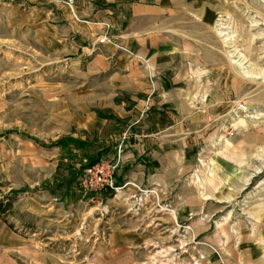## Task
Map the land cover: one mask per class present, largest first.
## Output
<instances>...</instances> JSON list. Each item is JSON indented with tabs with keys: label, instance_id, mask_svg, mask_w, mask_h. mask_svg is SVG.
Listing matches in <instances>:
<instances>
[{
	"label": "rangeland",
	"instance_id": "obj_1",
	"mask_svg": "<svg viewBox=\"0 0 264 264\" xmlns=\"http://www.w3.org/2000/svg\"><path fill=\"white\" fill-rule=\"evenodd\" d=\"M19 1L0 0V264H264V0L173 2L158 55L108 22L122 48L96 71ZM68 136L146 166L82 195Z\"/></svg>",
	"mask_w": 264,
	"mask_h": 264
},
{
	"label": "crops",
	"instance_id": "obj_2",
	"mask_svg": "<svg viewBox=\"0 0 264 264\" xmlns=\"http://www.w3.org/2000/svg\"><path fill=\"white\" fill-rule=\"evenodd\" d=\"M183 1L184 0H73L71 8L61 2H53L51 0H20L19 4H27L28 8H30L29 11L33 8L35 11L45 10L46 13H49L52 20L51 28L61 32L69 41L68 44L70 47L75 49L76 53H86V56L91 55L86 61V64L88 67L92 68L93 71H96L104 68L106 61L110 59V53L112 54L116 52L117 49L122 48L120 46L122 42L115 44L112 43L111 40H114V37L120 38L123 34H115V29L113 28L108 30V22L111 23L112 26L118 23L119 20L123 23H143L145 24V30H143L141 38L146 41L142 46L146 54L150 56L170 53L166 51L168 48L165 43V41L169 39L170 8L173 2L182 4ZM42 5H47V8L42 10ZM117 9L120 11V15L116 20H113L112 15L116 13L115 10ZM105 33L108 34V37H105L106 40L101 42L100 40ZM131 35H135L134 32L128 34V36ZM139 36L140 35H136V37ZM109 43H111L113 47H111ZM108 49H111L110 52H108ZM128 151L129 154L124 155L122 163L132 156L135 157L132 161L138 160L137 162L140 166H146L140 164L142 157L138 153H134L130 149H128ZM123 168V170H127L128 166ZM129 179L130 178L126 176L124 172H117V183H125L129 181Z\"/></svg>",
	"mask_w": 264,
	"mask_h": 264
},
{
	"label": "built area",
	"instance_id": "obj_3",
	"mask_svg": "<svg viewBox=\"0 0 264 264\" xmlns=\"http://www.w3.org/2000/svg\"><path fill=\"white\" fill-rule=\"evenodd\" d=\"M51 1L61 2L70 8L73 4V0ZM122 159L120 152H117L114 157L102 158L85 168L80 178L82 195H86V193L97 189L112 188L116 169L122 162Z\"/></svg>",
	"mask_w": 264,
	"mask_h": 264
},
{
	"label": "trees",
	"instance_id": "obj_4",
	"mask_svg": "<svg viewBox=\"0 0 264 264\" xmlns=\"http://www.w3.org/2000/svg\"><path fill=\"white\" fill-rule=\"evenodd\" d=\"M57 143L62 148L68 150V153L72 152L71 149L73 147L76 149H86V156H85L86 164H80V166L77 169L72 168L71 169L73 171L72 173L75 174L79 172H83L86 166H89L94 162H96L100 158V155L102 154L101 150H97L95 154L88 153L87 151L91 150L90 146L92 145V143L88 142L87 140H82L73 136L61 138L60 140L57 141ZM10 208H11V202L9 199L0 200V215L8 212Z\"/></svg>",
	"mask_w": 264,
	"mask_h": 264
}]
</instances>
